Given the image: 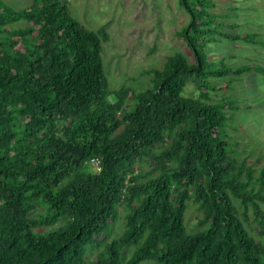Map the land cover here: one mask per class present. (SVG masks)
<instances>
[{
	"label": "trees",
	"instance_id": "16d2710c",
	"mask_svg": "<svg viewBox=\"0 0 264 264\" xmlns=\"http://www.w3.org/2000/svg\"><path fill=\"white\" fill-rule=\"evenodd\" d=\"M179 5L189 23L176 35L195 61L167 56L136 92L109 87L106 26L84 28L66 0L22 10L0 0V264H264V241L249 230L253 220L264 237V169L256 176L232 156L227 109L240 108L210 95L211 80L264 68L208 52L217 37L256 35L222 32L211 0ZM190 82L199 97L181 99ZM121 206L124 231L109 239Z\"/></svg>",
	"mask_w": 264,
	"mask_h": 264
},
{
	"label": "rangeland",
	"instance_id": "374dc122",
	"mask_svg": "<svg viewBox=\"0 0 264 264\" xmlns=\"http://www.w3.org/2000/svg\"><path fill=\"white\" fill-rule=\"evenodd\" d=\"M71 15L88 30L98 31L106 26L110 40L102 52L104 69L112 91L122 88L144 91L152 86L150 71L161 70L166 58L176 53L183 54L194 62V54L176 32L189 23V16L180 7L179 0H66ZM211 13L220 16L221 31L231 35L254 34L253 42H231L218 38V43L209 46L210 59L224 60L229 67L260 65L264 68V0H211ZM15 10H22L32 0H5ZM19 24L16 27H22ZM235 26V27H233ZM217 91L210 93L211 102L222 100L236 103L240 109H227L230 120L228 133L232 142V156L245 161L259 176L264 169V76L256 71L246 73L238 79L232 77L210 81ZM230 82L231 85L227 87ZM200 90L190 82L181 99L199 97ZM153 163L141 164L140 170L147 172ZM97 167V166H95ZM98 168V167H97ZM93 171L99 172L96 168ZM126 210L119 207V217L109 233V239L124 231ZM201 212L189 203L185 216L190 232L200 230ZM251 234L259 236V229L251 220ZM103 246L88 256L94 259ZM136 247L129 248L131 254ZM129 255L130 257L133 255ZM128 257V258H130ZM140 264H157L145 261Z\"/></svg>",
	"mask_w": 264,
	"mask_h": 264
},
{
	"label": "built area",
	"instance_id": "2783aa9c",
	"mask_svg": "<svg viewBox=\"0 0 264 264\" xmlns=\"http://www.w3.org/2000/svg\"><path fill=\"white\" fill-rule=\"evenodd\" d=\"M91 164H92V166L94 167V168H96L98 171H101V169H102V166H101V160L100 159H92L91 160ZM95 166H97V167H95Z\"/></svg>",
	"mask_w": 264,
	"mask_h": 264
}]
</instances>
